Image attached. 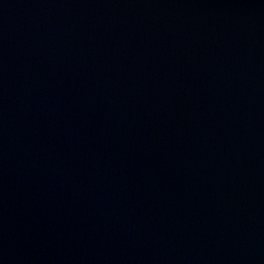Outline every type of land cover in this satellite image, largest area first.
<instances>
[{"label":"water","instance_id":"water-1","mask_svg":"<svg viewBox=\"0 0 264 264\" xmlns=\"http://www.w3.org/2000/svg\"><path fill=\"white\" fill-rule=\"evenodd\" d=\"M0 264H264V0H0Z\"/></svg>","mask_w":264,"mask_h":264}]
</instances>
